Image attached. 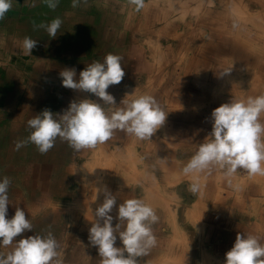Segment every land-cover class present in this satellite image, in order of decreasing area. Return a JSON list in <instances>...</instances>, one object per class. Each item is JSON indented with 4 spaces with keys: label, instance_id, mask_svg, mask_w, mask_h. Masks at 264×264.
Instances as JSON below:
<instances>
[{
    "label": "crops",
    "instance_id": "0c3cea01",
    "mask_svg": "<svg viewBox=\"0 0 264 264\" xmlns=\"http://www.w3.org/2000/svg\"><path fill=\"white\" fill-rule=\"evenodd\" d=\"M31 5L13 0L0 19V180L10 178L6 219L19 207L32 223V232L15 240L50 230L62 264H100L88 239L91 209L104 199L103 191L96 199L99 188L116 196L113 227L126 199H142L158 215L157 244L139 264H224L238 233L264 243V176L240 177L237 171L229 184L215 170L201 177L200 193L192 194L186 190L191 177L181 174L211 132L214 109L264 94V0H145L139 12L127 0H87L77 8L72 0H59L54 10L41 0ZM57 17L63 23L55 38L34 29ZM24 37L37 41L31 56L21 46ZM109 53L122 57L125 71L121 83L107 89L116 106L147 94L168 114L151 141L117 131L78 152L59 138L46 154L33 144L15 150L29 135L27 121L43 110L62 115L71 102L103 103L62 87L59 73L75 69L78 79ZM260 119L264 123V114ZM114 246L122 247L118 236ZM10 250L0 246V253Z\"/></svg>",
    "mask_w": 264,
    "mask_h": 264
},
{
    "label": "clouds",
    "instance_id": "9594fccd",
    "mask_svg": "<svg viewBox=\"0 0 264 264\" xmlns=\"http://www.w3.org/2000/svg\"><path fill=\"white\" fill-rule=\"evenodd\" d=\"M54 10L59 0H41ZM13 0H0V19L11 9ZM135 12L145 7V0H127ZM87 4V0H72V7ZM35 6V0L32 5ZM63 21L53 19L50 23L34 24L51 38L57 36ZM37 41L24 37L21 42L24 54L31 56ZM122 57L107 54L103 62L89 64L76 78L75 69H64L59 75L62 87L86 92L103 103L90 99L71 102L62 115L43 110L27 121L29 135L15 143L19 151L33 144L41 154L54 147L59 138L74 151L94 149L109 141L117 132H123L139 141H151L153 135L165 123L166 113L152 95H140L123 99L116 106L115 98L107 92L111 85H118L125 76ZM126 94V96H132ZM264 94L221 104L211 113L212 130L199 143L193 155L181 168V174L191 177L187 191H201V177L220 170L231 184L230 178L238 169L249 176H264ZM58 117V118H57ZM164 163V158H159ZM75 174V173H74ZM10 178L0 180V246L11 250L0 253V264H62L59 259V243L52 231L46 235H32L15 240L24 232H32V223L26 213L17 207L11 219H6L9 205ZM103 191L104 199L94 212L88 239L97 248L100 264H139V258L156 246L153 225L159 217L152 206L142 199H126L119 204V223L113 227L110 213L116 205V196L106 189L96 188V199ZM118 233V234H117ZM117 236L122 247H115ZM224 264H264V243L253 234L238 233L232 248L225 253Z\"/></svg>",
    "mask_w": 264,
    "mask_h": 264
},
{
    "label": "bare ground",
    "instance_id": "6f19581e",
    "mask_svg": "<svg viewBox=\"0 0 264 264\" xmlns=\"http://www.w3.org/2000/svg\"><path fill=\"white\" fill-rule=\"evenodd\" d=\"M108 1V0H107ZM206 2V1H205ZM49 22V21H48ZM119 132V131H118ZM60 140V139H59ZM58 143H59V141H58ZM55 150H57V149H55ZM74 151V150H73ZM5 152V151H4ZM52 154V153H51ZM53 154H55V153H53ZM73 154V153H72ZM71 155V154H70ZM50 157V156H49ZM35 158V157H34ZM50 159H52V158H50ZM3 160V159H2ZM5 160V159H4ZM7 161H9V159L7 160ZM6 161V162H7ZM5 162V163H6ZM27 164V163H26ZM54 164V163H53ZM7 165V164H6ZM47 165V164H46ZM41 167V166H40ZM54 166H52V168H53ZM120 167V166H119ZM121 168V167H120ZM4 169V168H3ZM44 169V168H43ZM123 169V168H122ZM136 169V168H135ZM22 170V169H21ZM6 170H4V172H5ZM104 171V170H103ZM50 172H51V170H50ZM132 172V171H131ZM59 173V172H58ZM2 174V173H1ZM23 175V174H22ZM49 175V174H48ZM94 175V174H93ZM57 178V177H56ZM55 181H56V179H55ZM25 186V185H24ZM29 188V187H28ZM37 196V195H36ZM25 198V197H24ZM27 199V198H26ZM237 205V204H236ZM224 206V205H223ZM56 208V207H55ZM219 211V210H218ZM112 212H114V211H112ZM192 214V213H191ZM117 215V214H116ZM195 225V224H194ZM62 227V226H61ZM79 227V226H78ZM89 229V228H88ZM76 230V229H75ZM76 232V231H75ZM69 233V232H68ZM260 233H261V231H260ZM186 234H187V232H186ZM67 235V234H66ZM196 235V234H195ZM195 237V236H194ZM196 239V238H195ZM67 240V239H66ZM65 240V241H66ZM69 240V239H68ZM90 246V245H89ZM196 246V245H195ZM190 247V246H189ZM94 253V252H93ZM95 256V255H94ZM220 257V256H219ZM80 258V257H79ZM78 258V259H79ZM222 259V258H221Z\"/></svg>",
    "mask_w": 264,
    "mask_h": 264
},
{
    "label": "rangeland",
    "instance_id": "374dc122",
    "mask_svg": "<svg viewBox=\"0 0 264 264\" xmlns=\"http://www.w3.org/2000/svg\"><path fill=\"white\" fill-rule=\"evenodd\" d=\"M237 171L240 177H244L247 175V172L243 169H238Z\"/></svg>",
    "mask_w": 264,
    "mask_h": 264
}]
</instances>
